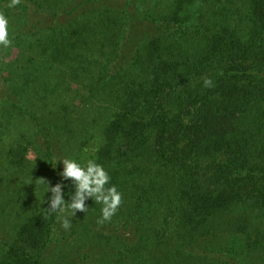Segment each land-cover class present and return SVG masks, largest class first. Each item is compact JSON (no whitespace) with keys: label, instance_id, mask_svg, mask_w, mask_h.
Here are the masks:
<instances>
[{"label":"trees","instance_id":"1","mask_svg":"<svg viewBox=\"0 0 264 264\" xmlns=\"http://www.w3.org/2000/svg\"><path fill=\"white\" fill-rule=\"evenodd\" d=\"M9 3L0 264H264V0ZM63 158L109 172L111 220L48 212Z\"/></svg>","mask_w":264,"mask_h":264},{"label":"clouds","instance_id":"2","mask_svg":"<svg viewBox=\"0 0 264 264\" xmlns=\"http://www.w3.org/2000/svg\"><path fill=\"white\" fill-rule=\"evenodd\" d=\"M19 0H10L9 7H14ZM8 18L0 13V47L8 48L12 44L9 38ZM204 87H212L210 78L203 81ZM59 162L62 169L58 175L59 182L47 183L46 193L49 213H57L64 230L72 227V218L77 212L85 213L88 209L86 201L91 199L102 205L98 223L111 220L122 204V193L115 184H111V176L102 164L89 159L85 162L72 158H63ZM69 182V183H65ZM69 191H65L68 189ZM70 193V195H67ZM68 197L66 200L65 197Z\"/></svg>","mask_w":264,"mask_h":264}]
</instances>
